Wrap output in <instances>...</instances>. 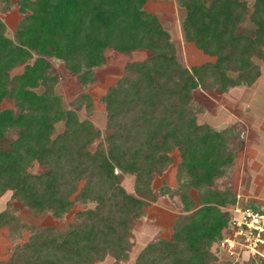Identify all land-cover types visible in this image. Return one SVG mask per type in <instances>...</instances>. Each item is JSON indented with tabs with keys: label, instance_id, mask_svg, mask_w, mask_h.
Listing matches in <instances>:
<instances>
[{
	"label": "trees",
	"instance_id": "16d2710c",
	"mask_svg": "<svg viewBox=\"0 0 264 264\" xmlns=\"http://www.w3.org/2000/svg\"><path fill=\"white\" fill-rule=\"evenodd\" d=\"M15 2L0 0V14L16 5L23 15L12 37L0 18V196L11 191L24 208L54 217L75 203L94 206L77 212L76 222L65 230L33 229L0 264H91L106 255L126 261L134 222L155 200L154 178L173 164L174 151L180 157L182 215L171 236L149 242L134 264H229L219 262L212 248L229 230L231 213L223 208L236 207L237 199L217 182L244 147L242 132L234 125L215 130L199 124L202 108H195L193 100L198 89L224 94L261 77L257 60L264 63V0L252 5L247 0H176L184 10V41L212 58L191 67L179 59L160 19L146 10L148 0ZM247 20L252 28L244 32ZM107 51L149 56L127 63L103 96L102 132L66 109L53 91L38 89L57 80L52 59L80 85L93 83V70L107 62ZM5 101L14 107L5 108ZM77 101L91 106L88 95ZM61 122L63 131L56 133ZM11 131L17 136L9 141ZM34 163L44 171L30 172ZM124 174L134 177L133 193L122 185ZM247 206L264 212L254 204L242 207ZM4 227L12 234L29 230L11 203L0 212V230Z\"/></svg>",
	"mask_w": 264,
	"mask_h": 264
},
{
	"label": "rangeland",
	"instance_id": "374dc122",
	"mask_svg": "<svg viewBox=\"0 0 264 264\" xmlns=\"http://www.w3.org/2000/svg\"><path fill=\"white\" fill-rule=\"evenodd\" d=\"M14 2L16 0H13ZM252 5L254 0H247ZM16 3V2H15ZM148 10H152L151 5H147ZM180 20L184 17V10L179 8ZM0 18L6 25L7 35L12 37L16 25L23 18L16 5L8 12L0 14ZM177 23L172 21L168 26L173 34L178 57L188 67L194 64H201L206 60L204 53L193 45L185 44L182 38L181 21ZM252 24L247 20L242 24L241 30L249 31ZM180 34V35H179ZM179 35V38L177 37ZM184 45H188L185 47ZM107 62L95 68V81L86 86H82L77 78L69 73L62 62L51 60L57 71L56 81H47L38 91L43 92L51 90L57 94L66 109L76 112L80 120H89L102 132L106 126V110L103 102V96L108 88L114 85L123 75L124 67L132 61H143L149 53L138 51L130 56L107 51ZM208 57V56H207ZM261 66L262 78L256 81L250 87L243 86L236 88L233 92L230 90L227 94L217 92H206L198 89L194 93V107H201L202 112L198 114V123H208L213 127H222L232 121L239 122L238 126L244 131V147L236 152L233 166L227 176L217 182L220 189H230L237 199L236 206L258 205L264 207V63L257 60ZM22 69H16L12 75L21 72ZM245 89L246 92H243ZM81 95H88L91 98V106L78 103ZM240 99V101H239ZM238 102V103H237ZM5 108L14 107L11 101L3 103ZM63 131V124L56 125V133ZM17 136L15 131L7 133L6 138L14 140ZM96 144L91 147L95 150ZM173 164L162 175L156 176L153 181L155 200L151 201L141 217L136 219L133 227V235L130 239L131 249L126 261L116 260L112 255H106L102 261L91 264H134L136 257L142 249L152 241L159 238H169L172 233L173 225L177 217L182 215L183 205L179 198L180 182L177 177V165L180 157L178 151L172 153ZM29 171L35 174L41 173L44 169L34 163ZM122 185L128 193L134 192V177L128 174L122 175ZM162 188L169 189L165 195L160 194ZM193 199H197L196 192L190 191ZM9 203L12 209L23 224L28 225L29 230L21 234H12L10 229L4 227L0 230V260H7L14 247L22 245L28 241L33 229L54 228L58 231L65 230L70 224L76 222L77 212L94 204L75 203L74 207L61 217H54L51 214L37 215L24 208L21 204L12 199V192L7 191L0 196V212L4 211ZM235 207V206H234ZM232 205L223 208V211H230ZM216 242L212 248L219 262H225L227 257L216 247ZM259 264H264L262 261Z\"/></svg>",
	"mask_w": 264,
	"mask_h": 264
},
{
	"label": "built area",
	"instance_id": "2783aa9c",
	"mask_svg": "<svg viewBox=\"0 0 264 264\" xmlns=\"http://www.w3.org/2000/svg\"><path fill=\"white\" fill-rule=\"evenodd\" d=\"M227 235L216 247L225 254L229 264H256L264 261V212L250 206L230 210Z\"/></svg>",
	"mask_w": 264,
	"mask_h": 264
},
{
	"label": "crops",
	"instance_id": "0c3cea01",
	"mask_svg": "<svg viewBox=\"0 0 264 264\" xmlns=\"http://www.w3.org/2000/svg\"><path fill=\"white\" fill-rule=\"evenodd\" d=\"M147 5H151L152 10H148L147 9ZM145 8H146V10L148 12H150L152 14H155L160 19V21L163 23L165 28L171 34V37H173V34H172L171 30H169V28H168V26L170 25L169 23H172V21L177 23V21L181 19L180 18V14H179V7L177 5L176 0H148ZM181 34H182V32H181ZM179 35L177 36L178 38H179ZM182 38H183V34H182ZM172 40H173V38H172ZM183 41H184V39H183ZM184 43L188 44L185 41H184ZM190 45H193V44H190ZM184 46L187 47L188 45H184ZM203 58L205 60L207 59L206 61H211L212 60V58L207 57V55H205V54H204ZM202 63H204V62H202ZM194 65H196V64H194ZM261 78H262V76H261ZM261 78H259L257 81H260ZM236 88H241V87L232 88V89H230V92H233ZM243 90H244L243 92H246L245 89H243ZM224 94L228 95V93H224ZM239 101H240V99H239ZM238 123L239 122L232 121L231 123H228L227 125L222 126V127H213V126L209 125L208 123H203V124H207V125H209L211 128H213L215 130H222V129L230 126V125H234V126L237 127V129H239L242 132V138H243L244 131L242 130V128H240L238 126Z\"/></svg>",
	"mask_w": 264,
	"mask_h": 264
}]
</instances>
